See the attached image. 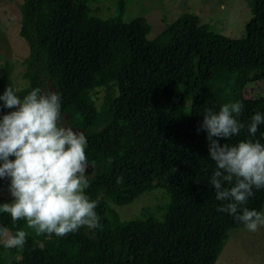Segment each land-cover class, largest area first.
<instances>
[{
    "label": "trees",
    "instance_id": "obj_1",
    "mask_svg": "<svg viewBox=\"0 0 264 264\" xmlns=\"http://www.w3.org/2000/svg\"><path fill=\"white\" fill-rule=\"evenodd\" d=\"M46 3L51 8L41 10ZM117 6L115 16L101 19L81 0L19 4L27 85L14 91L22 99L45 79L60 94L63 122L87 139L92 174L85 193L98 201L102 227L49 238L0 212V264H215L228 233L244 226L219 211L225 202L210 184L216 165L201 125L206 110L240 101L245 127L238 136L213 139L264 144V124L254 136L247 132L254 114L264 116V92L242 94L248 83L264 80V0L249 1L250 19L238 39L182 14L147 40L146 20L123 21L120 0ZM9 86L0 76V95ZM100 88L97 108L91 93ZM13 110L0 101V117ZM154 189L166 199L159 218L120 221L108 205H128ZM245 206L262 213L264 189H254ZM20 229L28 232L24 247L6 248L3 233Z\"/></svg>",
    "mask_w": 264,
    "mask_h": 264
},
{
    "label": "clouds",
    "instance_id": "obj_2",
    "mask_svg": "<svg viewBox=\"0 0 264 264\" xmlns=\"http://www.w3.org/2000/svg\"><path fill=\"white\" fill-rule=\"evenodd\" d=\"M0 101L14 109L0 117V178L9 181V203L0 204V212L10 215L13 223L25 221L36 235L57 237L102 227L96 212L97 200L85 193L90 186L86 175L87 139L63 122L61 97L56 91L34 88L22 99L9 86ZM244 105L240 101L221 105L217 112L203 114L201 128L207 132L209 156L216 170L210 178L215 198L225 202L221 212L232 215L250 232L264 226V213L245 205L254 189H264V144L252 139L221 145L217 138L238 136L245 127L238 120ZM264 116L256 113L247 124L254 136ZM13 158V159H10ZM124 178L118 177L117 184ZM228 185V186H226ZM28 232L20 229L9 235L6 248H23Z\"/></svg>",
    "mask_w": 264,
    "mask_h": 264
},
{
    "label": "rangeland",
    "instance_id": "obj_3",
    "mask_svg": "<svg viewBox=\"0 0 264 264\" xmlns=\"http://www.w3.org/2000/svg\"><path fill=\"white\" fill-rule=\"evenodd\" d=\"M92 15L105 19L118 13V0H81ZM122 2L123 21L143 17L149 25L147 40H152L163 29L182 14L195 15L200 25L221 36L238 39L243 36V27L250 19V0H120ZM21 0H0V76H4L15 91L24 88V59L28 48L18 36L19 4ZM51 8L49 3L41 10ZM43 92L51 91L47 80H42ZM104 90L96 89L91 93L96 107L101 103ZM264 92V80L248 83L242 90L243 97L250 99ZM10 159H13L10 157ZM91 170L87 167L86 175ZM9 181L0 178L1 204L9 203L12 197L8 191ZM166 203L164 194L159 189L145 192L128 205L113 206L108 204L118 215L120 221L140 218L142 214L159 218ZM264 213V206L262 208ZM8 235L3 233L4 243ZM264 226L256 232L248 231L245 226L232 230L215 264H264Z\"/></svg>",
    "mask_w": 264,
    "mask_h": 264
}]
</instances>
